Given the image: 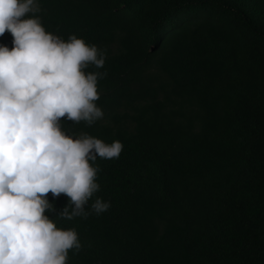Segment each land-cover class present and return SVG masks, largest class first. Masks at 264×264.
<instances>
[{"label":"trees","instance_id":"1","mask_svg":"<svg viewBox=\"0 0 264 264\" xmlns=\"http://www.w3.org/2000/svg\"><path fill=\"white\" fill-rule=\"evenodd\" d=\"M45 30L106 50L91 126L99 216L57 217L82 249L68 264H264V0H39ZM0 45L13 47L10 32ZM91 163V162H90ZM94 165V166H95Z\"/></svg>","mask_w":264,"mask_h":264},{"label":"clouds","instance_id":"2","mask_svg":"<svg viewBox=\"0 0 264 264\" xmlns=\"http://www.w3.org/2000/svg\"><path fill=\"white\" fill-rule=\"evenodd\" d=\"M39 0H0V264H68L82 249L75 228L57 227L48 194L69 198L57 217L87 219L106 212L95 161L119 158L123 144L87 133L66 134L61 120L91 126L104 113L97 106L98 79L106 50L72 34L65 41L45 30ZM91 162V163H90ZM95 165V166H94Z\"/></svg>","mask_w":264,"mask_h":264}]
</instances>
